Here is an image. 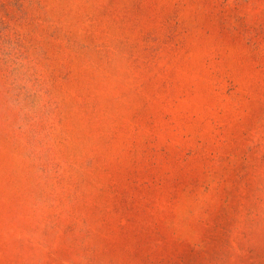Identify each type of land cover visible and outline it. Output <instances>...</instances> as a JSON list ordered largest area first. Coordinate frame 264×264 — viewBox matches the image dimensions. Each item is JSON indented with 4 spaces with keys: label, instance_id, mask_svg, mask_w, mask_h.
Returning a JSON list of instances; mask_svg holds the SVG:
<instances>
[{
    "label": "rangeland",
    "instance_id": "374dc122",
    "mask_svg": "<svg viewBox=\"0 0 264 264\" xmlns=\"http://www.w3.org/2000/svg\"><path fill=\"white\" fill-rule=\"evenodd\" d=\"M0 264H264V0H0Z\"/></svg>",
    "mask_w": 264,
    "mask_h": 264
}]
</instances>
